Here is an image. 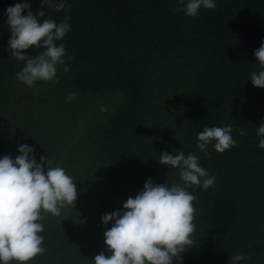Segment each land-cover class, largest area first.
I'll list each match as a JSON object with an SVG mask.
<instances>
[{
    "label": "trees",
    "instance_id": "trees-1",
    "mask_svg": "<svg viewBox=\"0 0 264 264\" xmlns=\"http://www.w3.org/2000/svg\"><path fill=\"white\" fill-rule=\"evenodd\" d=\"M22 0H0V156L33 146L62 166L77 197L60 216L43 213L46 251L28 264H93L107 256L101 216L122 208L146 180L180 183L178 170L159 154L195 152L215 176L207 190L192 186L194 244L173 264H264V148L258 147L264 118V88L252 84L254 56L264 40V0H216L197 17L174 12L177 0H68L45 16L70 17L66 47L69 72L31 87L16 73L23 61L10 56L5 9ZM35 14L41 0H30ZM42 49L24 50L35 55ZM75 91L74 100H66ZM103 106L104 111H101ZM47 110L53 116L38 117ZM26 116L22 117V113ZM40 113V114H41ZM50 112L48 113V115ZM22 117V118H21ZM230 124L237 141L205 155L196 147L205 126ZM243 128L246 135L236 129ZM10 264H16L15 261Z\"/></svg>",
    "mask_w": 264,
    "mask_h": 264
},
{
    "label": "clouds",
    "instance_id": "clouds-1",
    "mask_svg": "<svg viewBox=\"0 0 264 264\" xmlns=\"http://www.w3.org/2000/svg\"><path fill=\"white\" fill-rule=\"evenodd\" d=\"M42 7L35 14L31 11L30 0H22L5 9L6 23L10 31L7 41L10 56L23 61V67L16 78L31 87L37 81L56 82L57 72H69L66 63L64 43H58L71 30L70 17L57 21L45 16L44 7L61 11L68 0H41ZM174 12L182 11L190 17H197L201 7L215 9L216 0H177ZM30 47L42 49L35 55L24 50ZM259 70L250 74L256 87L264 88V40L254 50ZM75 91L69 92L66 100H74ZM101 111H104L103 106ZM241 136L243 128L236 129ZM233 128L205 126L197 134L196 147L208 153V146L224 152L234 147ZM258 147L264 148V118L259 121ZM18 155L0 156V264H28L37 255H42L45 225L43 213L60 216L62 209L73 207L77 197L76 184L62 166H51L49 157L37 156L33 146L19 144ZM195 152L187 155L182 150L159 154V163L178 170L180 183H154L146 180L143 188L134 196L128 197L122 208L106 212L101 216L102 225L111 223L103 232L104 251L92 258L93 264H173V258L180 256L194 244L195 231L194 201L197 197L188 189L199 186L204 190L214 186L215 176L200 164ZM246 253L231 255L228 264L244 261Z\"/></svg>",
    "mask_w": 264,
    "mask_h": 264
},
{
    "label": "rangeland",
    "instance_id": "rangeland-1",
    "mask_svg": "<svg viewBox=\"0 0 264 264\" xmlns=\"http://www.w3.org/2000/svg\"><path fill=\"white\" fill-rule=\"evenodd\" d=\"M41 111H42V109H40V111L37 113V114H34L33 116H36V117H38V116H40V115H45L46 114V116H47V118H50V116H53L52 114H53V112L51 111V110H47V111H44V112H42L41 113ZM50 112V114L48 115V113ZM41 113V114H40ZM25 117L26 116V112H23L22 113V117ZM21 117V118H22Z\"/></svg>",
    "mask_w": 264,
    "mask_h": 264
}]
</instances>
